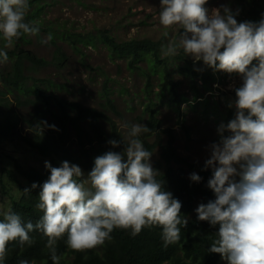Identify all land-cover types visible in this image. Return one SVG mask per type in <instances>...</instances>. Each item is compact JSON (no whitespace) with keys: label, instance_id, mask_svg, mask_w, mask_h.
Wrapping results in <instances>:
<instances>
[{"label":"clouds","instance_id":"clouds-1","mask_svg":"<svg viewBox=\"0 0 264 264\" xmlns=\"http://www.w3.org/2000/svg\"><path fill=\"white\" fill-rule=\"evenodd\" d=\"M207 3L160 0L159 12L164 37H169L168 29H180L177 40L161 46L164 56L174 57L182 50L194 62L241 80L234 89L235 100L229 104L235 108V116L228 115L230 121L219 125V142L210 146V158L205 161V169H212L207 186L215 199L195 211L199 221L219 225L209 252L219 254L226 264H264V16L256 22H238L239 10L221 5L210 11ZM28 8L29 0H0V64L9 59L5 49L23 35L39 32L35 23L26 22ZM51 38L49 35L48 40ZM203 95H193L191 104L206 105ZM188 103L189 99L182 104ZM150 130L146 125H132L124 152L97 156L86 179H82L81 168L68 161L60 167L45 162L50 176L36 204L42 216L34 224L23 222L11 211L3 214L0 264H5L9 244L21 249L33 245L30 234L34 232L46 238L45 248L53 264L60 262L57 246L65 237L69 249L85 252L110 241L114 229L130 230L136 237L143 229L158 227L165 248L177 244L188 220L181 216V202L157 179L160 173L151 164L153 153L138 138ZM109 143L119 146L116 140ZM190 179L199 182L201 177L192 173ZM31 187L35 189L37 184ZM19 264L30 262L25 259Z\"/></svg>","mask_w":264,"mask_h":264},{"label":"trees","instance_id":"trees-1","mask_svg":"<svg viewBox=\"0 0 264 264\" xmlns=\"http://www.w3.org/2000/svg\"><path fill=\"white\" fill-rule=\"evenodd\" d=\"M33 1L37 8L26 13V22L29 23L35 22L42 9L38 5L40 0ZM238 3L243 8L236 16L238 22H256L264 16V0H238ZM24 36L16 41L15 49L7 51L8 57H13L12 71L3 77V85L0 86V111H3L0 112V220L4 213L11 211L19 214L23 222L31 221L35 224L42 216L36 208L39 192L50 176L45 162L60 167L62 162L68 161L88 175L97 156L108 151L123 153L128 141L108 114L111 111L116 116L120 115L110 98L106 97L99 108H87L80 103L48 94L50 86L43 89L40 86L43 81L28 76V73H34L48 63L21 48L20 41L25 40ZM99 37L111 52L129 58V68H136L141 61L147 63V72L142 71L148 78L155 75L159 77V98L168 95L169 101L178 109L188 101L177 91L178 84L172 77L169 59L161 57L159 42L131 40L119 43L108 31H103ZM79 41L85 46L94 45L92 39L82 38ZM60 52L54 54V60L61 64L65 59ZM193 74L201 77L204 87L215 80V77L210 74L205 76L198 69ZM29 81H33V84L29 85ZM151 86L148 81V95ZM193 91L195 98L201 95L196 84ZM9 94L13 96L12 99L8 98ZM52 105L57 107V113L52 110ZM144 106L143 116H147V119L141 116L138 121L144 122L151 130L142 132L138 138L145 149L153 153L151 158L161 149L160 160L153 167L160 173L157 179L164 182L165 191L171 192L173 198L181 202V216L188 220L187 226L181 228L180 241L165 248L160 235L162 229L158 227L143 229L136 237L131 236L130 230L114 229L110 234L112 239L103 246L76 252L67 247L65 237L57 246V255L61 257L59 264H219L223 260L219 254L208 251L219 225L212 226L207 221H199L195 211L200 204L215 199L214 193L207 186L211 170L205 169V164L191 163L181 157L175 148L174 130L162 128L153 100L148 98ZM17 108H28L27 117L21 116ZM229 117H234V112ZM229 121L228 118L227 123ZM20 122L27 125L32 137L18 133ZM104 123L108 125V131ZM182 123L180 125L187 130ZM52 125L55 128L50 127ZM163 135H167L166 143ZM15 138L26 141L32 151L27 155L5 152V145ZM111 140H116L119 146L113 147L109 143ZM188 170H197L201 180L193 182L189 179ZM34 183L37 184L35 189L31 187ZM25 189L30 192L25 193ZM30 235L35 241L31 246L26 245L21 249L18 244H9L5 264H19L20 260L25 259L30 264H53L45 248L46 238L37 232Z\"/></svg>","mask_w":264,"mask_h":264},{"label":"rangeland","instance_id":"rangeland-1","mask_svg":"<svg viewBox=\"0 0 264 264\" xmlns=\"http://www.w3.org/2000/svg\"><path fill=\"white\" fill-rule=\"evenodd\" d=\"M38 5H41L42 9L32 23L39 26V32L26 34L25 40L20 43L21 48L31 51L48 64L32 74L28 73V76L43 81L40 83L43 89L50 86L48 94L80 103L87 108H99V104L104 102L106 97L110 98L120 115L116 116L111 111L108 114L125 134L127 141L132 125H144L138 118L143 116L144 105L150 98L156 105L162 128L175 130V147L178 154L191 163L205 164L210 158V146L219 142V125L227 123L231 112H234L235 116V108L229 107V104L235 100L234 89L239 87L240 78L235 74L217 72L205 66L203 62H194L191 57L184 56L182 50L174 57L164 56L161 52L163 59H169L172 77L178 83V91L190 100V103L181 105L179 113L169 101L168 95L159 98V77L155 75L148 78L144 74L147 72V63L141 61L136 68L131 69L128 57L111 52L109 47L100 41L99 35L103 31H108L119 43L151 40L159 42L162 46L177 40L180 33L178 26L167 30L168 38L163 36L165 29L159 25L160 0H40ZM221 5L230 7L233 12L239 10L241 13L243 10L238 0H208L205 6L211 11ZM36 8L37 4L29 0L26 13ZM49 35L51 40H48ZM82 38L92 39L94 45L85 46L79 41ZM46 40L47 43H44ZM2 46L3 42L0 41V47ZM15 47L16 42L12 48L5 51L11 52ZM58 51H61L65 59L61 64L54 60V54ZM12 64L11 56L0 64L1 87L3 77L12 71ZM195 69L205 76L210 74L215 80L204 87L201 77L193 74ZM148 81L152 85L149 95L146 91ZM31 84L33 81H29V85ZM195 84L204 94L206 105H202L203 102H195V106L191 104ZM8 98L12 99L13 96L9 94ZM52 110L58 112L55 105H52ZM16 111L27 117L29 110L17 108ZM143 117L147 119V116ZM181 122L188 131L179 125ZM104 128L108 131V125L105 123ZM18 130L20 135L32 137L31 130L24 122H20ZM70 131L72 132L71 128ZM163 138L166 143L167 136ZM4 151L9 154L27 155L32 151V147L26 141L15 138L5 145ZM160 154L161 149H158L151 158L153 167L156 161L160 160ZM208 169L212 173V169ZM192 173L197 174V170L187 171L189 179ZM86 177L87 174L84 173L82 179ZM219 264L226 262L222 260Z\"/></svg>","mask_w":264,"mask_h":264}]
</instances>
